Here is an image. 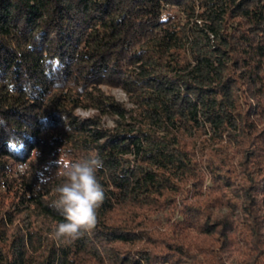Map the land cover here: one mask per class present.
Returning a JSON list of instances; mask_svg holds the SVG:
<instances>
[{
    "label": "trees",
    "instance_id": "1",
    "mask_svg": "<svg viewBox=\"0 0 264 264\" xmlns=\"http://www.w3.org/2000/svg\"><path fill=\"white\" fill-rule=\"evenodd\" d=\"M92 152L98 222L57 242ZM0 264H264V0H0Z\"/></svg>",
    "mask_w": 264,
    "mask_h": 264
},
{
    "label": "clouds",
    "instance_id": "2",
    "mask_svg": "<svg viewBox=\"0 0 264 264\" xmlns=\"http://www.w3.org/2000/svg\"><path fill=\"white\" fill-rule=\"evenodd\" d=\"M58 166L63 183L55 188L58 198L53 206L64 219L57 224L52 238L72 243L94 229L98 222V209L105 200V189L97 176L103 161L98 153L92 152L76 161L62 157Z\"/></svg>",
    "mask_w": 264,
    "mask_h": 264
},
{
    "label": "rangeland",
    "instance_id": "3",
    "mask_svg": "<svg viewBox=\"0 0 264 264\" xmlns=\"http://www.w3.org/2000/svg\"><path fill=\"white\" fill-rule=\"evenodd\" d=\"M112 91L116 94V96L119 99H122V100L127 99V96H126L125 92L122 89L114 88ZM79 112L82 113L83 115H89L92 111L85 110V109H79ZM106 123L107 124H112L113 123V119L111 117H107L106 118Z\"/></svg>",
    "mask_w": 264,
    "mask_h": 264
}]
</instances>
